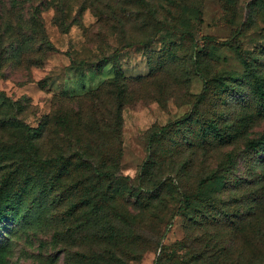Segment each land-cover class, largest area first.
<instances>
[{
	"label": "rangeland",
	"instance_id": "1",
	"mask_svg": "<svg viewBox=\"0 0 264 264\" xmlns=\"http://www.w3.org/2000/svg\"><path fill=\"white\" fill-rule=\"evenodd\" d=\"M255 1L0 0V93L13 102L0 101V187L23 189L30 211L0 222V264H264V148L246 146L264 137V117L246 124L242 86L264 80ZM117 65L129 77L121 120L117 91L100 86ZM212 80L231 96H215ZM203 92L200 121H239L237 140L203 148L188 132L190 145L155 135ZM59 156L86 165L45 199L54 175L38 161ZM96 173L111 178L85 186ZM213 174L221 183L203 184ZM190 195L209 196L215 218L186 211Z\"/></svg>",
	"mask_w": 264,
	"mask_h": 264
},
{
	"label": "trees",
	"instance_id": "2",
	"mask_svg": "<svg viewBox=\"0 0 264 264\" xmlns=\"http://www.w3.org/2000/svg\"><path fill=\"white\" fill-rule=\"evenodd\" d=\"M255 3L257 8L260 11L264 12V0H256ZM150 17H152V15ZM154 21H156V23L158 24H161L160 21L157 20L156 18H154ZM235 49H238V46H236ZM237 52L240 53V51ZM163 53H166V50L163 49ZM161 56L159 58H161ZM168 56H170L171 59L173 58L169 54ZM148 58L149 59L151 58L150 54ZM33 62L35 66L38 67L40 66V64H42L43 59L39 57L35 59ZM243 64L246 68L249 67L248 62L243 61ZM95 70L98 71L99 69H95ZM101 70H103V67L102 69H100L98 76L102 74ZM128 78L129 77L124 75L121 66L117 65L114 71L112 72L111 79L105 80L100 85L103 86L104 84L106 85L112 84L115 90L117 91V98L119 99L117 106V114L120 120L122 119L121 116L122 110H124L125 107L123 104L124 101H122V99H120L118 96H121L122 98V95L125 94L127 88L125 80H127ZM212 81H215L217 83V87L215 88L218 94H216L215 96L224 95V94L231 96L233 87H231L228 83H226L223 80H212ZM205 83L207 84V86L208 85L210 86L211 81L209 83L206 81ZM243 85H245L246 88L249 89L248 105L252 111L254 110V114L252 112V114H249L246 120H244L247 121L246 124H248L251 122V119H253L254 116L264 117V80L262 79L261 76L252 73V75H249L245 79V81L243 78L242 86ZM235 86L239 87V83H237ZM206 94L207 92H203L198 96V100L193 105L192 112L189 115H187L186 117H182L181 120L175 123L163 127L155 135L157 136L159 134L164 139L163 136L169 134V137L166 139V141H172L170 135H174L175 137H177L176 135H178L181 140V143L190 145L191 144L190 140H188L187 139L188 137L185 136V134L188 132L189 135L190 134L193 135L191 145L193 146V144L194 145L198 144L203 148H205V146L209 147L212 145H220V146L230 145L234 142V140H237L240 134L239 121L237 122V125L227 124L226 121L220 124L215 118H211V117H209L210 119L208 118L207 121L204 122L200 121V117H199L200 114L196 110L197 103L200 100L202 101L203 99H205ZM0 101L2 103H7V102L13 103L7 97L5 98L2 93H0ZM244 126L245 124L243 125V127ZM246 146L250 151H254V152L261 151V149L259 148H264V137L258 139L255 142L249 141ZM119 153H121V151H119ZM38 162L44 165L45 167H47L48 169H50L49 170L50 173L54 175V181H53L54 183L52 182L50 184L43 185L39 190L40 195L43 196L45 199L50 197V193L53 192V190L55 191L56 184H59V180L64 176L66 172L69 173L72 171L83 170L86 165L84 160L74 161L71 156L69 157L59 156L58 158L53 160L38 161ZM143 169H145L144 173L146 174V172L150 170V165L146 167L145 164ZM1 171L2 169L0 168V172ZM95 176L96 177L87 176L86 178L88 179L84 181H87L88 184H86L85 186L87 185L89 186L90 184L89 182H91L90 180H92L93 178L99 179V177H104L107 180H110L109 177L111 178V175L108 173L106 174L96 173ZM221 179H222L221 177L217 176L216 174H213L209 179L203 182V184L206 182L210 183L209 185L219 184L221 183ZM77 181L80 182L81 184L82 182H84L79 180ZM6 182L7 180L6 178H4L3 184L0 187V222H4L5 219L7 218L22 221L30 213L29 210L24 212L22 210L24 205V199H23L24 190L18 189L13 193H11L10 195L9 194L5 195L4 186ZM209 199H210L209 196H201V195L187 196L185 198V206H186L185 210L194 211V213H196V216H199V218L201 219L206 218V220H208L209 217L213 219L215 218L216 215H215V211L213 213L214 208L211 206ZM34 200H38L42 202V200L38 197H35ZM194 200L196 201L194 202ZM196 202L198 204H201L200 207L197 206L199 210L195 206H193V203L196 204ZM55 203H57V201H55V197H52L49 205H53ZM34 207H36L35 203L32 204V208Z\"/></svg>",
	"mask_w": 264,
	"mask_h": 264
}]
</instances>
